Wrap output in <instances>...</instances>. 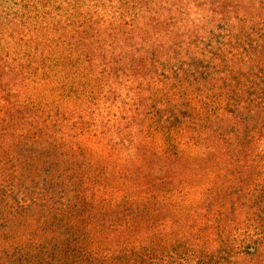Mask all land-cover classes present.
I'll list each match as a JSON object with an SVG mask.
<instances>
[{
	"label": "trees",
	"instance_id": "16d2710c",
	"mask_svg": "<svg viewBox=\"0 0 264 264\" xmlns=\"http://www.w3.org/2000/svg\"><path fill=\"white\" fill-rule=\"evenodd\" d=\"M261 26L264 0H0V264H179L159 258L165 195L264 152ZM256 209L241 264H264ZM213 256L189 262L238 251Z\"/></svg>",
	"mask_w": 264,
	"mask_h": 264
},
{
	"label": "rangeland",
	"instance_id": "374dc122",
	"mask_svg": "<svg viewBox=\"0 0 264 264\" xmlns=\"http://www.w3.org/2000/svg\"><path fill=\"white\" fill-rule=\"evenodd\" d=\"M260 28L264 30V26ZM261 148L264 151V138L261 140ZM185 151L183 159L179 162L184 166H189V168L200 167V163L191 159L194 155L191 153L193 151L191 149H185ZM246 160H248V166L257 169L245 170L243 168L239 171H223L222 177H218V171H208L207 174H202L200 170L198 172L194 171L190 173V179L196 180L197 182H194L196 184L205 183L207 186L202 188L193 186L184 190L177 188L173 193L165 195L164 207H162L159 217L162 231L159 249L160 259L168 261L169 258H172V261H179V264H190L189 260L196 259L195 257L198 255L210 257L219 251L221 255L228 246L238 251V256L236 259L228 258L222 264H227V261L228 263L234 261L238 264L247 263L246 257L253 252V246L249 241L250 239H258L253 229L255 224L253 215H255L257 207L263 206L264 208V152ZM242 165V163L238 164V166ZM238 179L254 181L258 185L255 188L256 192L243 194L240 191L238 198L228 201L230 190L227 192L224 189L218 191L210 187L212 183ZM206 189L209 190L206 191ZM118 192L116 191L112 195L114 199L120 201L118 198L123 195ZM207 198L219 201H223L225 198V203H223L221 209L216 208L215 212L213 210V213L208 215L209 218L202 220V216L206 213L203 207L204 200ZM168 202L172 203L170 214L167 213L169 206L166 203ZM196 225L201 228L208 227L206 240L196 242L192 240L185 243L181 231L182 227L189 229ZM170 226H172V229H170Z\"/></svg>",
	"mask_w": 264,
	"mask_h": 264
}]
</instances>
